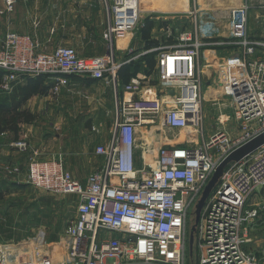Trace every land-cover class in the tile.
Instances as JSON below:
<instances>
[{
    "label": "built area",
    "instance_id": "built-area-1",
    "mask_svg": "<svg viewBox=\"0 0 264 264\" xmlns=\"http://www.w3.org/2000/svg\"><path fill=\"white\" fill-rule=\"evenodd\" d=\"M2 1L0 14L13 12L18 2ZM102 2L105 55L83 56L70 46L43 52L35 36L14 30L7 31L0 47V92H10L30 77H46L53 83L52 94L58 95L70 76L104 81L115 92L110 134L94 149L102 165L85 183L74 178L61 158H43L33 150L28 133L11 142V147L33 153L27 174L32 186L76 196V213L56 241L49 243L46 230H38L27 248L29 264H264V256L246 248L259 217L250 199L264 187V145L223 173L201 211L195 259L188 254L189 223L217 166L264 130V59L258 54L264 42L249 35V5L230 8L224 37L221 17L202 19L195 10L189 27L176 30L173 44L128 59L156 52L157 78L140 73L124 84L119 71L127 61H120L119 51L128 47L131 54L136 48L133 40L144 26L140 0ZM123 39L127 41L120 45ZM219 46L238 50L220 76L239 133L231 136L223 127L207 141L202 138V144L161 147L155 166L140 168V128L161 123L177 130H204L202 74ZM3 169L6 176L22 173L18 162ZM7 254L0 249V264H22Z\"/></svg>",
    "mask_w": 264,
    "mask_h": 264
},
{
    "label": "crops",
    "instance_id": "crops-1",
    "mask_svg": "<svg viewBox=\"0 0 264 264\" xmlns=\"http://www.w3.org/2000/svg\"><path fill=\"white\" fill-rule=\"evenodd\" d=\"M2 6L3 1L0 0V7L2 8ZM105 28L106 13L102 0H18L13 12H4L0 14V47L7 31L14 30L21 34L35 36L40 43V50L43 52H51L59 46H70L74 47L79 54L83 56L105 55L107 53V43L103 37ZM225 34H227V32L224 31L221 36H227ZM145 45L146 41L143 45L144 48ZM214 48L219 49L222 47L219 46ZM132 56V54H128V47L122 48L119 51L120 61H127L119 71V75L121 72L120 77L122 82L124 80V77H122L123 68L135 61L133 60L128 62V59ZM216 57L217 59H221L218 58L219 56ZM140 73L143 74L144 72L139 71L135 74L132 73L130 79ZM206 74L205 71H203V122L205 120V124L207 121H210V114H208V107L206 106L205 101L206 94L204 91V78ZM75 78L78 79L77 81H74V84L77 87L81 85L83 91L91 92L95 101L98 102V106L94 108L95 115L100 116L103 113L104 105L108 106L107 109H109L110 106V114H114L116 104L115 92L114 88L110 84H106L104 81H98L92 78H89L91 80H88V82L83 81L84 78ZM27 84L34 86L35 82L30 80L28 81V79L22 82V85ZM38 85L40 88L37 91L36 87ZM34 87L36 93L22 106L21 109H28L31 113L36 115V119L33 122L20 123L18 132H28L33 150L36 149L43 158H61L64 161L65 168L71 172L74 178L85 183L88 176L95 170L99 169L102 165V159L94 153V149L107 137L104 133L105 125L102 123V125L94 123L92 128H90V126L86 125V122L81 119L72 122V120H69L68 118H63L65 110L60 111L59 108L54 106V103L52 102H57L59 100V97L62 95V91L64 92L68 90L67 86L62 87L58 96L52 94L53 83L46 77L43 78V81L41 79L40 81H37ZM222 95L225 96L224 94ZM219 97L221 98V96H218L215 101V106H217V108H219ZM227 99L229 98L227 97ZM225 116L227 117L225 120L229 124L228 115H225L222 112V117ZM231 124L232 125L226 126L228 130L233 131L236 127L235 121ZM147 131H154L153 137H148V139L144 138V140H142L141 133H145ZM173 131L174 129H171L165 124L162 125L161 123L154 127L144 126L140 128L136 148L137 160L141 158L142 160H140L143 163L146 162L145 159L149 155L147 153L149 148L148 141L152 143L153 139H155L157 144H159L154 154L155 158L157 157L158 151L161 147L185 146L188 144V140L185 135L175 136ZM18 132L15 133L13 130H8L0 134V185L7 177V179L11 180L12 183L16 184L17 182H23V180H25L21 175L18 177L16 175L12 177L6 176L3 169L5 164L14 162H18L22 168H25L28 166L30 157L33 154L32 151L25 153L10 146V141L19 137ZM143 137H145V134ZM2 190L5 194L4 189ZM48 194L49 195L47 196L51 198L47 200L52 199V197L56 198L51 206L56 209L57 215L61 213L62 209L65 207L66 203L69 202V200H71V202L75 205L73 213V215H75L76 196H65L52 193ZM254 196L250 199V205L259 211V217L253 223L254 225H257V223L262 220L264 213V187L257 189ZM3 202L4 199L0 203V206H2ZM59 211L60 213H58ZM24 222V216L20 214L16 217H12V219L7 223V226L10 225L13 229L6 232V238L0 237V249L6 251L5 248H11V246L16 243L15 240L18 239L17 243L22 244V247H18L17 250L10 251V253L7 254V258L9 260L16 259L17 262H22V264H29L27 248L33 243L38 231H35L36 225H30L28 227V233H24L23 230L17 232L15 229L23 227ZM40 227H43V229L46 230V239L49 243L58 239L60 232L57 235L50 234L49 236L47 229L48 226L45 227V225H41ZM3 240L6 241L3 242ZM254 253L259 256H264L263 250H257Z\"/></svg>",
    "mask_w": 264,
    "mask_h": 264
},
{
    "label": "rangeland",
    "instance_id": "rangeland-1",
    "mask_svg": "<svg viewBox=\"0 0 264 264\" xmlns=\"http://www.w3.org/2000/svg\"><path fill=\"white\" fill-rule=\"evenodd\" d=\"M146 2L148 5H145V8H147L148 10L142 12V20L143 23L147 25V28L145 30L143 29L142 31L140 30L139 32H137V36H135V39L133 40V43H136L137 45L135 50L132 51V55L141 53L143 50L146 49L143 47L146 41V35L147 37H149V39L153 40L154 43H156L155 47L173 44L175 42L176 37L175 33H177L176 30H182L186 27H189V25L191 24V20L193 19L192 12L194 13L195 10H197L198 15L202 17V19H209L215 17L216 13L219 10H228V12H230V10L232 9L231 7L242 4H247L250 7L249 35L253 39H259L264 42L263 0H146ZM221 18L222 19H220V22L223 25L222 31L228 32L229 14L228 16H221ZM225 35H228V33ZM215 50L216 51L213 53L211 58V65L209 64L207 67L204 68L205 74L207 73L204 78V91L206 94L205 101L206 106L208 107V114H210V121H207V123L205 124L204 120L203 131L201 129H199L197 132L195 131V129L190 130V133H196V136L189 137V145H194L198 143L202 144V138L207 141L206 139H209L214 133L218 132L221 128H227L226 125H232L231 123L234 122L232 119V108L230 100L227 99L226 95V97L222 95L224 94V91L221 87L223 85V79L220 76V73L221 70L225 68L226 64L230 65V63H228L229 60L233 61V59L238 56V50L230 46L222 47L219 49L217 48ZM258 54H260L264 59V47L260 49ZM216 56H219L218 58L221 59H217ZM132 64H136V67H133L130 71L128 70L129 75H131L135 71H143L148 76H151L154 79L157 78L154 69L151 70L149 68L147 60L141 62V58H138ZM202 77H204L203 74ZM43 78L44 77H41L40 79L43 81ZM77 79L73 76H70V84L67 86L68 90L64 92L62 91V95L59 97V100L57 102L55 101L52 103H54V106L59 108L60 111L65 110V112L63 113V118H68L69 120H72V122L81 119L86 122V125H89L90 128H92V125H94V123L97 125H100L102 123L103 125H105L104 133L108 136L110 134L115 118L114 114H110L111 107L109 106V109H107L108 106L104 105L103 113L100 116L95 115L94 108L98 106V102L95 101L94 96L91 92L83 91L81 85L77 87L74 84V81H77ZM88 80L91 79H83V81L86 82H88ZM218 96H221V98L219 97L218 102V107L221 110L217 108V106H215V101ZM222 112L223 114L228 115L229 124L225 120L227 117H222ZM1 117L2 116L0 115V118ZM24 133L28 132H18L19 137L16 139H12L10 141V146L11 142L22 138ZM228 133L231 136L236 135L239 133V129L238 127H235L233 131L228 130ZM141 134L142 140H144V138L148 139V137H153L154 131H147L145 133L142 132ZM144 134L145 137H143ZM173 134L175 136H192L189 134L188 130L174 129ZM148 143L149 148L147 150V153L149 155L145 159L146 162L143 163L141 161L142 159L139 158L138 166L142 168L143 165H146L147 169L149 170V165L152 167L155 166L154 154L159 144H157L155 139H153L152 143L150 141H148ZM174 147L180 148L183 146ZM217 153L218 150L215 149L214 154ZM28 171L29 162L27 167L22 168V173L20 174L25 179L23 180V182H17V184L12 183L11 180L7 179V177L5 178V180L2 181V184L0 185V187L5 191L4 202L2 203V206H0V237H7L5 235L6 232L13 229L10 227V225L7 226V223L12 219V217H16L18 214L24 216L25 222L23 227L15 229L17 232L23 230L24 233H28V227L30 225H36L35 231L37 232L40 228L43 229V227H40L41 225H45V227L48 226L47 229L49 232V236L50 234L57 235L59 232L61 233L65 228L67 222L73 216L75 205L71 202V200L66 203L61 213L60 211L58 212L61 215H57L56 209L51 206V204L54 203L56 198L52 197V199L47 200L51 198L47 196L49 195V192L32 186L28 182ZM16 176L18 177L19 175ZM255 194L256 193H254L252 197ZM191 224L192 220L189 223V228ZM249 239L250 240L246 245L248 251H264V213L262 216V220H260L257 225L255 224L252 226V229L249 234ZM6 240H3V242H5ZM15 241L16 243L11 246V248H5L7 253H10V251L12 250H17L18 247H22V244L19 243V245L17 243L18 239H16ZM190 259H195V248L194 255L192 258L190 257Z\"/></svg>",
    "mask_w": 264,
    "mask_h": 264
},
{
    "label": "trees",
    "instance_id": "trees-1",
    "mask_svg": "<svg viewBox=\"0 0 264 264\" xmlns=\"http://www.w3.org/2000/svg\"><path fill=\"white\" fill-rule=\"evenodd\" d=\"M146 28L147 25L144 23V27L141 28V31L143 29L145 30ZM155 46L156 43H154V41L149 39V37H147L146 35V45H145L146 50ZM155 54L156 52H151L141 56L142 58L140 57L141 61L147 60L149 68L151 70H153L155 67V58H154ZM132 67H136V64L131 63V65L124 67L122 70V77H124L123 78L124 84L128 83L130 76H132V74L129 75L128 72V70L130 71ZM2 72L3 71L0 70V77ZM135 73L136 71L134 72V74ZM40 78L41 77H36V78L30 77L28 78V81L29 80L33 81L36 84L37 81H40ZM34 86L31 84H27V85L19 84V85H15L13 90L10 92L7 91L0 92V115L2 116L0 118V134L8 130H13L15 131V133H17L19 131L20 123L23 122L29 123V122H33L36 119V115L31 113L28 109H21L22 106L36 93ZM39 88L40 86L38 85L36 87V90L38 91ZM4 197L5 194L3 190L0 188V203L3 201Z\"/></svg>",
    "mask_w": 264,
    "mask_h": 264
},
{
    "label": "water",
    "instance_id": "water-1",
    "mask_svg": "<svg viewBox=\"0 0 264 264\" xmlns=\"http://www.w3.org/2000/svg\"><path fill=\"white\" fill-rule=\"evenodd\" d=\"M263 145H264V130L255 137H253L251 140L247 141L243 145L231 151L217 166L213 176L206 185L193 211L192 224L189 228V242H188V251H189V256L191 258L194 255L195 233L197 230V225L200 219L201 211L210 193L216 187L223 173L227 169H229L235 162L255 152Z\"/></svg>",
    "mask_w": 264,
    "mask_h": 264
},
{
    "label": "bare ground",
    "instance_id": "bare-ground-1",
    "mask_svg": "<svg viewBox=\"0 0 264 264\" xmlns=\"http://www.w3.org/2000/svg\"><path fill=\"white\" fill-rule=\"evenodd\" d=\"M145 5L147 6L148 4H147V2H146V0H140V9H141V11L143 12V11H146V10H148L147 8H145ZM154 11V10H153ZM218 11V10H217ZM228 10H219L217 13H216V15L218 16V17H221V16H228ZM123 41V42H122ZM126 41H127V39H123V40H121L120 41V44L121 45H124L125 43H126ZM192 129H194V128H189L188 129V132H189V134L190 135H192V136H188V137H193V136H196V133L195 134H191L190 133V130H192ZM195 131L197 132V130L195 129ZM194 131V132H195ZM184 136V135H183Z\"/></svg>",
    "mask_w": 264,
    "mask_h": 264
}]
</instances>
